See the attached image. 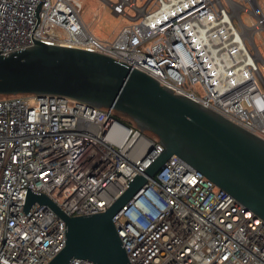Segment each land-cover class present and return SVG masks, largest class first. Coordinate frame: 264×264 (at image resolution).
Wrapping results in <instances>:
<instances>
[{"label": "built area", "instance_id": "obj_1", "mask_svg": "<svg viewBox=\"0 0 264 264\" xmlns=\"http://www.w3.org/2000/svg\"><path fill=\"white\" fill-rule=\"evenodd\" d=\"M104 1L133 20L113 40L90 30L82 0H0V55L36 41L106 54L264 139V2ZM117 112L0 98V264H49L65 246L66 221L46 204L26 210L30 191L69 216L98 213L164 151ZM164 165L113 217L129 264H264L263 218L180 156Z\"/></svg>", "mask_w": 264, "mask_h": 264}, {"label": "water", "instance_id": "obj_2", "mask_svg": "<svg viewBox=\"0 0 264 264\" xmlns=\"http://www.w3.org/2000/svg\"><path fill=\"white\" fill-rule=\"evenodd\" d=\"M12 94H59L114 107L164 145L104 211L69 216L47 195L29 192L26 210L46 204L66 221L65 246L49 264L72 258L129 264L113 217L174 154L264 219V139L143 71L106 54L36 41L0 55V95Z\"/></svg>", "mask_w": 264, "mask_h": 264}, {"label": "rangeland", "instance_id": "obj_3", "mask_svg": "<svg viewBox=\"0 0 264 264\" xmlns=\"http://www.w3.org/2000/svg\"><path fill=\"white\" fill-rule=\"evenodd\" d=\"M260 2L263 5L264 0ZM138 4L142 5L143 1L138 0ZM129 14L135 15V11L131 9ZM82 16L94 34L107 40L115 39L124 26L133 22L128 16L115 15L112 7L104 0H82ZM258 43L264 53L263 41L258 39Z\"/></svg>", "mask_w": 264, "mask_h": 264}, {"label": "trees", "instance_id": "obj_4", "mask_svg": "<svg viewBox=\"0 0 264 264\" xmlns=\"http://www.w3.org/2000/svg\"><path fill=\"white\" fill-rule=\"evenodd\" d=\"M6 95H0V98ZM117 117L126 122L129 125L137 126L136 123L127 115L122 112H117ZM150 133V132H149Z\"/></svg>", "mask_w": 264, "mask_h": 264}, {"label": "clouds", "instance_id": "obj_5", "mask_svg": "<svg viewBox=\"0 0 264 264\" xmlns=\"http://www.w3.org/2000/svg\"><path fill=\"white\" fill-rule=\"evenodd\" d=\"M160 207H162V205H160Z\"/></svg>", "mask_w": 264, "mask_h": 264}]
</instances>
